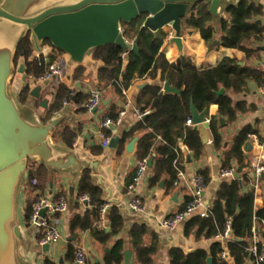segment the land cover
Listing matches in <instances>:
<instances>
[{"label":"trees","instance_id":"1","mask_svg":"<svg viewBox=\"0 0 264 264\" xmlns=\"http://www.w3.org/2000/svg\"><path fill=\"white\" fill-rule=\"evenodd\" d=\"M209 8L210 5L207 2H195L191 8L192 14L184 18L183 24L190 30L198 31L202 39L210 47H213L215 46V29L211 22L214 20V16ZM261 12V7L250 0H240L236 4H230L226 8L228 18L220 19L221 40L220 44L215 47L237 49L245 52L248 56L255 53L254 42L263 38L264 29L254 21V18ZM143 25L144 18L121 24L126 41L130 45L137 41L138 53L130 51L127 53L126 59H123L121 55L125 51L116 45H107L91 51L95 60L104 63V66L98 71L96 86L101 89L111 87L116 94L122 96L123 90H128L136 82L156 79L158 75H161L162 82L169 81L181 92L179 94L164 93L162 84H147L140 88L136 107L142 112L150 110V114L137 121L131 130L123 135L118 144L117 154L120 155L124 152L128 139L140 135L137 145L138 158L140 160L152 158L153 150H156L157 154L152 159L153 178L151 184L156 185L164 177H167L166 189L170 191L175 187L177 169L184 170L183 164L186 158L181 144L197 160L204 155L205 146L200 132L193 126L187 125V120L191 118V103H194L199 112L216 105L219 117L213 116L210 119V135L212 145L221 152L222 169L236 167L239 172L244 171L248 164L245 163L246 155L243 148L250 137L260 135V131L258 128L248 125L232 140L226 141L223 128L226 124L235 123L240 114L247 112L249 108L245 102L235 101L233 95L244 92L249 80L263 84L264 74L251 67H242L238 65L236 59L230 57L224 58L217 66L207 69L197 68L189 58H182L171 63L162 51L168 34L163 30L154 34ZM45 45H49L53 49V52L48 56V62L42 53L39 57L34 56L36 50L30 35L23 38L17 49L15 63L23 65L24 74L33 79L19 92L18 101L22 106L30 96L31 86L38 82V77L47 70L48 64L56 60L54 53L61 52L49 41L42 42L41 48ZM83 72L84 68L79 66L76 69V77H80ZM222 87L226 91L224 94L218 95L217 93ZM72 98L70 88L65 84H58L53 90L47 118H51L55 112L62 108L65 101ZM74 98L76 101H82L78 95ZM110 116L112 119H116L118 113L112 112ZM223 119L226 124H222ZM103 132L105 135H110L108 130H103ZM76 137V131L70 127H64L55 133L54 141L60 140L67 147L72 148ZM95 153H101V150L95 151ZM199 174L204 175L207 183L209 182L206 170L200 171ZM27 175L30 180L27 187L30 196L24 209V222L26 226H30L32 225L33 206L42 197L49 179L47 168L32 161H29ZM135 176V174L132 175L127 186L134 182ZM33 180H37L36 185H33ZM248 182L247 176L242 181L235 179L224 181L209 206V214L206 217L194 216L186 226V234L194 232L197 238H213L223 231L226 218L232 217V238L226 244L219 241L214 242L210 253L197 250L185 254L180 248H172L170 250L171 264H207L208 257L212 258L213 264H229L220 256L224 250H227L234 264H247L250 261L254 263V258L248 251V247L253 235L254 218L264 220V206L256 207L254 188L244 191V185ZM82 195L90 196V208L85 211L84 215L77 214L72 218L70 222L71 236L89 230L97 241L106 243L124 229L123 215L116 206H113L108 213L110 234H106L105 229L99 230L96 226L99 220V208L105 204V199L103 191L97 186L89 170H84L79 179L78 197ZM190 199L191 197L187 198L186 203ZM147 234L148 228L145 224L136 223L131 229V248L136 256V264L154 263V257L158 251L157 237L154 235L153 242L146 245L144 239ZM40 238L41 235H38V240ZM237 239L243 241L239 242ZM124 249V241L117 240L111 251L105 256V264H122ZM76 250L74 242H69L66 253L67 261L75 262ZM43 264L55 263L46 257Z\"/></svg>","mask_w":264,"mask_h":264},{"label":"crops","instance_id":"2","mask_svg":"<svg viewBox=\"0 0 264 264\" xmlns=\"http://www.w3.org/2000/svg\"><path fill=\"white\" fill-rule=\"evenodd\" d=\"M240 0H222L218 9V16H214L211 22L212 27L215 29L214 45L220 44V19L228 18L226 8L230 4H236ZM251 2L259 5L262 12L254 18V21L264 29V0H250ZM191 10L187 16L190 15ZM165 31L168 37L164 43L162 51L165 53L167 60L171 63L177 62L182 58H189L191 62L199 69H207L217 66L224 58L230 57L237 60L238 65L242 67H251L264 74V32L263 38L254 42L253 48L255 53L248 56L245 52L237 49H228L224 47H210L206 43L198 31L190 30L183 24L182 27V49L176 43L172 42L174 33L171 34V29L166 28ZM41 52L36 51L35 57H39L42 53L49 61V55L53 49L49 45H45ZM56 62L61 65L62 73L48 84L39 83L31 86V91L40 87V96L35 98L30 96L27 102L22 106L26 113L36 114L40 118H47L48 108L52 102L53 90L58 84H65L70 88V91L75 93V96H80L82 101H76L72 98L63 103L62 108L55 112L50 119H62L60 125L54 130L55 133L64 128L70 127L77 132V137L73 143V147H67L62 141H54L58 146L63 148L72 149L76 154L84 160L102 161L99 166L100 174L103 176L105 185L111 191V198L117 200L120 204L116 206L120 208L123 215L125 226L124 229L115 237L110 238L106 243L97 241L91 234V231H81L75 236H71L70 222L72 218L79 214L84 215L85 211L90 208V205H84L79 201L78 197V184L80 175H74L69 171L60 172L53 169H48V184L47 188L42 194V197H49L56 201L60 196L67 199L68 207L64 213H54L52 218L61 233V239L53 243L48 253L43 252V246L38 240L39 231L36 227L30 225L26 226L24 222V209L26 201L30 196L28 192L29 179L27 173L22 180L18 190V214L17 225L20 228L23 238L19 241V256L28 264H43L46 257L50 258L55 264H75L66 260L67 247L69 242H74L76 248L81 247L87 254V264H105V256L111 251L117 240H123L125 243L124 252H131L128 264H136V256L131 248L130 232L134 224H145L148 228V234L145 236V244L150 245L153 242V236L157 237L158 251L154 257L153 264H171L170 250L172 248H180L185 254H190L197 250H204L210 253L211 246L217 240L213 238H197L194 232L186 234V226L188 221L181 223L174 231H167L160 225L161 221L165 218L182 211L186 206L187 198L191 197L192 179L199 174L200 171L206 170L208 172V186L205 192V203L210 206L215 193L221 184L228 180L221 176V152L217 151L212 145L210 135V128L207 130L209 142L204 144V155L200 159H195L193 155L185 149L183 144L181 148L185 154V163L183 164L185 178L181 180L180 184L168 191L166 189L167 177H164L156 185L151 184L153 178L152 167L136 185L134 192L128 191V181L132 175H136V171L141 161L137 155V145L140 135L126 141L125 150L122 154H117V148L113 149L104 148L102 145L101 134L103 132L101 123L106 117H111L110 113H119L125 110L126 114L122 117L121 123L115 126L110 132L111 140L115 137L122 139L125 133H128L131 128L138 121L135 116L136 99L139 94L141 86L147 84H162V91L164 92V84L161 75L156 79H147L136 82L128 90H123V95H118L111 87L104 89L96 86L98 82V71L104 66L102 61H97L93 58L90 52L85 57L82 64L74 63L67 54L63 52L54 53ZM126 59V58H125ZM82 66L84 72L80 77H76V69ZM32 78L27 77L24 73L22 81L15 79L10 84V91L17 97L22 87L29 82ZM262 84H258L254 80H249L247 88L244 92L233 95L235 101H242L248 105V111L240 114L238 120L233 124H226L223 128V134L226 141L232 140L238 133L248 125L256 127L260 131V135H252L249 141L252 143L249 152L244 151L246 155L245 163L248 167L242 172L250 170L251 172L246 175L249 182L244 185V191L254 188L255 191V205L256 207L264 206V176L260 182L255 186L253 183L252 166L256 156L261 155L264 158V96L259 92ZM172 86V85H171ZM174 87V86H173ZM92 88H98L102 91V103L100 107L93 111H88L84 104L89 97V92ZM223 88V87H222ZM226 91V90H225ZM165 93V92H164ZM83 97V98H82ZM47 100L48 108L45 109L41 103ZM38 105L43 111L38 110ZM117 116V117H118ZM213 116L219 117L218 107L211 106L208 109L207 118L210 120ZM194 128V126H193ZM138 138L133 152L128 151V145L133 139ZM263 139V141H261ZM120 142V141H119ZM101 150V153L95 151ZM244 150V148H243ZM155 152V155H154ZM156 150L152 152V159L156 157ZM149 160L151 158H148ZM39 164V163H38ZM244 176V178L246 177ZM243 178V179H244ZM96 184L97 181L95 180ZM132 184V183H131ZM130 184V185H131ZM163 184V185H162ZM104 193L105 203L109 198V194ZM135 196H139L145 205V213L139 214L131 210L130 203ZM198 216V215H195ZM193 218V217H192ZM109 222V221H108ZM100 230V229H99ZM106 234H110L111 228L108 224L105 228ZM252 232L256 234L260 241H264V220L261 218H254ZM76 238L72 241L73 238ZM123 252V254H124ZM229 264H234V261L229 257L227 260ZM122 264H126L125 258ZM247 264H253L251 261Z\"/></svg>","mask_w":264,"mask_h":264},{"label":"water","instance_id":"3","mask_svg":"<svg viewBox=\"0 0 264 264\" xmlns=\"http://www.w3.org/2000/svg\"><path fill=\"white\" fill-rule=\"evenodd\" d=\"M197 1L207 2L211 14L218 16L222 0H0V264H28L19 256V241L23 235L17 225V214L18 190L29 161L76 176L89 170L97 186L109 194L106 202L120 206L111 198V191L100 174L102 161L81 159L74 150L54 142V130L62 119L36 122L10 91L15 77L16 53L23 38L30 35L38 52L42 51L41 43L49 41L74 63L82 64L93 49L107 45L119 46L126 53H138L137 41L131 45L126 41L121 24L144 18L143 26L154 34L170 28L174 32L172 42L182 49L183 20ZM18 72L24 73L23 65ZM164 92L179 94L181 91L166 81ZM224 93L225 88H221L217 94ZM31 96L38 98L40 87L32 90ZM41 106L47 109L48 101L44 100ZM207 116V109L199 112L191 103L194 129L200 132L203 144L209 142L210 120ZM119 141V137L113 138L110 148H117ZM137 141L135 138L128 145L129 152L134 151ZM251 147L252 143L248 141L244 151L249 152ZM152 161L151 158L148 162L149 168ZM250 172H239L234 167L233 178L242 181ZM46 211L43 209L41 216ZM50 247L49 243L43 245V252L48 253ZM130 256L131 252H124L126 264ZM207 264H213L211 257Z\"/></svg>","mask_w":264,"mask_h":264},{"label":"built area","instance_id":"4","mask_svg":"<svg viewBox=\"0 0 264 264\" xmlns=\"http://www.w3.org/2000/svg\"><path fill=\"white\" fill-rule=\"evenodd\" d=\"M174 32L172 31L171 34ZM127 53H123L121 56L123 59L126 58ZM61 65L56 62H50L48 64L47 70L42 73L38 77L39 83L50 82L56 77L60 76L62 73ZM124 92V91H123ZM259 92L262 96H264V83L260 86ZM125 93V92H124ZM75 93L71 91V96H74ZM102 103V91L98 88H92L89 92V97L86 100L84 107L88 111L96 110L100 107ZM64 104H67L66 101ZM126 114L125 110L119 113V116L116 119H112L111 117H106L101 123L102 130L112 131L115 126H118L121 123L122 117ZM150 114V110H145L144 112L139 109L135 110L136 119L139 121L146 115ZM188 126H194L192 122V118L187 120ZM102 145L104 148H108L111 142V136L105 135L104 132L101 134ZM264 149V146H262ZM148 162L149 159L145 158L139 162L136 176L134 182L128 186L129 192H134L136 189V185L140 182L143 176L148 171ZM233 170L232 169H222L221 176L225 179H233ZM177 179L175 184H180L181 180L185 178V172L183 169H177ZM253 183L256 186L262 177L264 176V158L261 155L255 157L253 166ZM33 185L37 184V180L32 181ZM208 183L206 181V177L202 174L196 175L192 179L191 185V199L186 204L185 208L175 213L172 216H169L161 221L160 225L163 229L167 231H174L181 223H184L190 220L195 215H199L201 217H206L210 212V207L205 203L204 197L205 192L207 190ZM79 201L84 205H90L91 198L89 195H82L79 197ZM68 203L67 199L64 196H60L56 201L52 200L49 197H41L33 206V212L31 216V224L37 228L39 231L41 238L40 244L43 246L47 243L52 245L53 243L59 241L61 239V233L58 230L53 218L52 214L54 213H64L67 210ZM113 207V204L105 203L99 208V220L96 223V226L100 230H104L108 222V213L110 209ZM131 210L135 213L143 214L145 213V205L143 204L142 199L139 196H135L130 203ZM43 209H47L44 216H41V211ZM232 217H227L225 226L222 232L215 235V239L223 244H226L232 238ZM248 251L254 258L253 264H262L264 262V241H260L256 234L252 235L250 240V244L248 247ZM221 258L224 260L229 259V254L227 250H224L220 254ZM88 258L87 254L81 247H77L76 255H75V264H87Z\"/></svg>","mask_w":264,"mask_h":264},{"label":"rangeland","instance_id":"5","mask_svg":"<svg viewBox=\"0 0 264 264\" xmlns=\"http://www.w3.org/2000/svg\"><path fill=\"white\" fill-rule=\"evenodd\" d=\"M59 52V51H58ZM60 53H62V52H59V54ZM65 54V53H64ZM21 65H17L16 63H15V79H17L18 81L20 80V81H22V76H23V74H21V73H19L18 72V69H19V67H20ZM19 81V82H20ZM38 110H40V111H43V109L42 108H40L39 107V105H38ZM31 117H32V119L33 120H35L36 122H40V123H47V121L49 120L48 118H40V117H38L36 114H33L32 115V113H28ZM33 226V225H32ZM35 227V226H34Z\"/></svg>","mask_w":264,"mask_h":264}]
</instances>
